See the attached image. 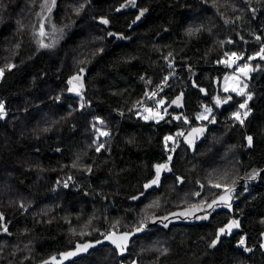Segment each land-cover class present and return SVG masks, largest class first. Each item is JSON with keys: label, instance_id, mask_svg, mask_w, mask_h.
I'll list each match as a JSON object with an SVG mask.
<instances>
[{"label": "trees", "instance_id": "obj_1", "mask_svg": "<svg viewBox=\"0 0 264 264\" xmlns=\"http://www.w3.org/2000/svg\"><path fill=\"white\" fill-rule=\"evenodd\" d=\"M46 1L0 0V264L143 224L129 256L70 264H264V0H51L58 43L36 52ZM236 61L255 70L240 95L222 90ZM171 73L152 115L134 112Z\"/></svg>", "mask_w": 264, "mask_h": 264}, {"label": "rangeland", "instance_id": "obj_2", "mask_svg": "<svg viewBox=\"0 0 264 264\" xmlns=\"http://www.w3.org/2000/svg\"><path fill=\"white\" fill-rule=\"evenodd\" d=\"M50 1L51 0L45 2V5L43 7L44 10H41V13H40V19L46 18V21H44L45 25L44 26L41 25V26H43V34H41V32H39V30H36V32L33 34V43L35 45L36 52H39V50L41 48H48L52 44L56 45L58 43L57 38L56 37H52V34L54 33V30H53V26H52L51 21H50V14H51V12L49 11V6L51 4ZM42 44L43 45H47V46L44 47V46H42ZM240 59H241V57H240ZM244 65H247V67H243ZM236 66H237L236 68H235V66L233 67L234 71H230V73H228L224 77V79L222 81V90L224 92H232V93H236V94L240 95V94H242V93L247 91V88H248L247 78H248L249 74L252 73L255 70H254V66L249 64V63L248 64L247 63L246 64H242V63L238 62V64ZM73 82L76 83V86L72 87L73 89H77V88L80 87V80L79 79L74 80ZM225 88H227V91H225ZM224 103H225V101L219 100L218 104L223 105ZM174 105H175V107H178V109H180L181 105H182V97H179L175 101ZM159 107L160 106L158 105L157 108H159ZM206 108L207 109H211V108H209L207 106H204L203 111H201L199 116H198V117H200L199 119L201 121H203V122H208L209 119L213 116V112H214L211 109L210 112L205 113V109ZM146 109H151V111H146ZM146 109L142 113L139 114V116H142L145 119L152 115V113L155 111V107L154 108H146ZM238 117H239V115H238ZM204 130H205V127L204 128H199V129H197V131H194L195 133L192 132L193 134L189 133V134H186V135H182V137L188 139V144L191 147H193L195 145V143H197V141L200 139V137H202V134L204 133ZM101 135H102V130H99V133H98L97 137H99ZM177 138H179V137H174V138L171 137V139H168V140L174 142L175 140H177ZM163 165H167V167L166 168L161 167L158 184L152 185L149 188H152V187H155V186H159L160 182H161V179H162L163 173L169 172V163H166V164H163ZM158 166H161V165H158ZM156 172H157V170H156ZM221 197H223V199H221ZM233 200H234V197L232 196V194L230 192H227L226 194L216 198L213 202H217V203H220V204L221 203L226 204V203L232 202ZM202 210H204V209H202ZM196 211L197 210L180 211L178 213H180L182 216H185V215H189V216L192 215L193 216V214L196 213ZM229 225H232V227L229 228ZM143 226H145L147 230L149 229L145 224H143ZM224 229H225V232L223 234L221 232L219 233V238L222 237V236H228V235L232 234L233 232H235L237 227H236V224L233 225V222H230ZM153 241H154V244H156L157 246L160 243L158 241V239L153 240ZM132 264H137V263L135 262V263H132Z\"/></svg>", "mask_w": 264, "mask_h": 264}, {"label": "water", "instance_id": "obj_3", "mask_svg": "<svg viewBox=\"0 0 264 264\" xmlns=\"http://www.w3.org/2000/svg\"><path fill=\"white\" fill-rule=\"evenodd\" d=\"M240 182L242 183L243 179H241ZM146 231L147 229L145 226L138 227L132 231H123V232L112 231L98 240L77 242L74 245V247L69 249L68 251H64L60 254L53 255L38 264H70L79 259L89 256L92 252L104 246H111L117 251L118 256L120 258H125L130 255V250L132 248L133 241L136 238L143 236ZM125 237L127 238L125 239ZM117 244H119L121 247L118 248ZM78 245L80 246L89 245V247L87 249H81L78 251L77 250ZM261 248L264 250V241L261 244ZM73 252H75L76 254L72 256H65L66 253H73Z\"/></svg>", "mask_w": 264, "mask_h": 264}, {"label": "snow or ice", "instance_id": "obj_4", "mask_svg": "<svg viewBox=\"0 0 264 264\" xmlns=\"http://www.w3.org/2000/svg\"><path fill=\"white\" fill-rule=\"evenodd\" d=\"M141 15H143V12H141ZM139 18H140V17L138 16L137 19H139ZM101 22L104 23V24H107V23H108L107 20H102ZM41 34H43V32H41ZM189 34H191V33H189ZM42 46L46 47L47 45H43V44H42ZM261 51L264 52V49H262ZM225 55L227 56V55H229V54H228V53H225ZM231 55H232V56H235L236 53H231ZM262 58H264V57H262ZM9 67H11V66H9ZM243 67H247V65H244ZM81 71H83V70H81ZM2 72H3V70L0 69V75H2ZM72 79L75 80V79H78V77H73ZM69 83H72V81L70 80ZM225 91H227V88H225ZM248 99H251V97L249 96ZM217 103H219V100H217ZM240 107H241V108L245 107V104H241ZM2 111H3V104H0V113H2ZM146 111H151V109H146ZM210 111H211V109H207V108L205 109V113L210 112ZM202 115H203V114H202ZM234 115H237V116H238V114H234ZM245 115H247V113H245ZM199 118H200V117H198V119H199ZM101 123H102V121H101ZM193 131H197V130H196V129H193ZM102 134H106V133H102ZM166 139H171V137H167ZM248 140H249V144H251V140H252V138H251V137H248ZM99 147H102V145L98 146V149H99ZM168 159L171 160V156H169ZM161 167L166 168L167 165L157 166L156 178H155L154 180H152L149 184H146V185H145V188H146V189L149 188V187H151L152 185H156V184H158ZM177 179L179 180L180 178L177 177ZM221 199H223V197H221ZM213 203H215V202H213ZM211 206H212V205H209V207H211ZM235 224H237V222L233 221V225H235ZM166 226H167V225H165V227H166ZM231 227H232V225H229V228H231ZM6 230H7V229H5V231H6ZM220 232L223 234V233L225 232V229L221 228V229H220ZM126 238H127V237H125V239H126ZM114 243H115V241H114ZM215 243H216V242L214 241V242H213V246H215ZM240 243H241V245H243L244 241L241 240ZM88 247H89V245H83V246L78 245V246H77V250L79 251V250H81V249H87ZM117 247L119 248V247H121V246H120L119 244H117ZM245 250H246V251H249L250 249H245ZM75 254H76L75 252H73V253H66L65 256H72V255H75Z\"/></svg>", "mask_w": 264, "mask_h": 264}, {"label": "built area", "instance_id": "obj_5", "mask_svg": "<svg viewBox=\"0 0 264 264\" xmlns=\"http://www.w3.org/2000/svg\"><path fill=\"white\" fill-rule=\"evenodd\" d=\"M238 62H234L231 67L229 68V70H231L234 65H236ZM164 81L159 83L158 89L156 92L152 93V94H148L140 104L136 105L133 109L134 112H140L142 110H144L145 108L149 107L150 103L155 99L156 96H158L161 93V86L163 85ZM124 115H126V113H122L121 117H123ZM109 135V133L107 134Z\"/></svg>", "mask_w": 264, "mask_h": 264}, {"label": "bare ground", "instance_id": "obj_6", "mask_svg": "<svg viewBox=\"0 0 264 264\" xmlns=\"http://www.w3.org/2000/svg\"><path fill=\"white\" fill-rule=\"evenodd\" d=\"M228 66H229V63L226 64V67H228ZM176 76H177L176 73H171V74H169L167 80H166V81L163 83V85L161 86V90H163V89L166 87V85L168 84V82H169L170 80H172V79H173L174 77H176ZM158 86H159V84H158ZM158 86H157L155 89H153L152 92H151L150 94L156 92L157 89H158ZM164 115H165V114L163 113L162 116H164ZM240 181H241V180H240ZM243 181H244V179H243ZM240 183H241V182H240ZM242 183H243V182H242Z\"/></svg>", "mask_w": 264, "mask_h": 264}, {"label": "flooded vegetation", "instance_id": "obj_7", "mask_svg": "<svg viewBox=\"0 0 264 264\" xmlns=\"http://www.w3.org/2000/svg\"><path fill=\"white\" fill-rule=\"evenodd\" d=\"M263 241H264V235L262 236V239H261V242H260V249H261L262 251H264V250L261 248V244L263 243Z\"/></svg>", "mask_w": 264, "mask_h": 264}]
</instances>
